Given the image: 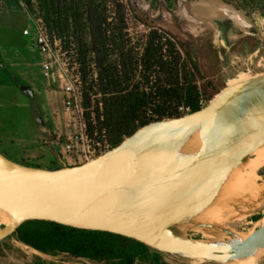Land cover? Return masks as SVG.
Returning <instances> with one entry per match:
<instances>
[{"label": "water", "instance_id": "1", "mask_svg": "<svg viewBox=\"0 0 264 264\" xmlns=\"http://www.w3.org/2000/svg\"><path fill=\"white\" fill-rule=\"evenodd\" d=\"M27 221L192 259L264 257V74L83 165L46 170L0 154V242Z\"/></svg>", "mask_w": 264, "mask_h": 264}, {"label": "rangeland", "instance_id": "2", "mask_svg": "<svg viewBox=\"0 0 264 264\" xmlns=\"http://www.w3.org/2000/svg\"><path fill=\"white\" fill-rule=\"evenodd\" d=\"M95 1L103 4L108 22L116 23L120 14L115 0ZM118 3L123 12L122 35L129 41L126 49L135 47L141 53L148 32L157 29L170 33L181 46V54L191 56L201 75L189 78L201 103L200 109L226 88L264 73V46L262 53L259 52L264 42V0H119ZM18 9L7 13L8 24L4 30L0 29V154L20 165L56 170L62 167L61 149L49 145L48 140L65 137L69 130H74L73 122L78 117L76 113L66 114L63 109L64 93L57 76L59 66L67 69V77L72 82L78 75L80 86L76 87L81 95L85 89L88 93L87 110L82 104L83 120L87 114L91 118L102 113L104 98L96 86L87 29L81 32L86 49L84 82L81 50L72 35L64 40H51L36 13L28 12L30 23ZM26 25L30 39L35 35V27L42 28L48 37L59 64L52 70L53 78H45L41 71V63L48 58L36 51L29 38L21 37ZM141 79L136 74L134 82ZM106 133L110 140L107 130ZM78 165L81 161L75 166ZM144 247H127L116 259L99 261L59 252L41 253L9 236L0 242V264H120L127 253L136 255L134 264H264V257L254 254L219 263Z\"/></svg>", "mask_w": 264, "mask_h": 264}, {"label": "trees", "instance_id": "3", "mask_svg": "<svg viewBox=\"0 0 264 264\" xmlns=\"http://www.w3.org/2000/svg\"><path fill=\"white\" fill-rule=\"evenodd\" d=\"M27 12L36 13L52 40H73L81 50V76L85 82L86 49L81 32L88 31L96 71V86L103 96L104 128L113 147L152 122L179 118L180 107L190 113L200 110L190 77H200L188 53L181 54L175 37L164 30L151 29L141 53L126 49L122 35V5L115 0L116 23L108 22L102 3L95 0H21ZM181 47V46H180ZM136 74L141 82H134ZM91 91L92 88L90 87ZM83 103L89 105L86 89ZM39 168V167H37ZM41 253L59 252L89 260H113L124 249H143V244L125 237L96 231L78 230L46 221H27L11 235ZM135 254H126L120 264H134Z\"/></svg>", "mask_w": 264, "mask_h": 264}, {"label": "built area", "instance_id": "4", "mask_svg": "<svg viewBox=\"0 0 264 264\" xmlns=\"http://www.w3.org/2000/svg\"><path fill=\"white\" fill-rule=\"evenodd\" d=\"M34 31L35 35L33 37V42L36 51L40 55L48 58L41 63L42 74L45 78H53L54 72L52 70L59 64L52 54L51 43L42 31V28L35 27ZM23 35L29 36L30 30H24ZM52 58L54 59L52 60ZM59 70L57 76L61 79V90L64 93L62 101L63 109L66 114L72 112L78 114V117L77 120L73 122L74 130H69L65 137H57L56 141L49 139L48 143L51 146L55 145L60 147L59 162L61 165L71 167L79 164L80 161L81 165H83L101 157L111 150L112 144L107 138L106 129L102 126L104 122L103 107H100L102 112L100 115L90 118L87 114L86 119L83 120V95L80 94L79 88L76 87V85L80 86L79 77L76 75V79L72 82V80L67 77V69H65V67L61 68L59 66ZM199 106H201L200 102ZM84 109L87 110V107L84 106ZM178 112L184 116L189 114L190 109L180 107Z\"/></svg>", "mask_w": 264, "mask_h": 264}, {"label": "crops", "instance_id": "5", "mask_svg": "<svg viewBox=\"0 0 264 264\" xmlns=\"http://www.w3.org/2000/svg\"><path fill=\"white\" fill-rule=\"evenodd\" d=\"M15 9L22 10V12L25 14L27 18L26 21L31 23L29 14L21 0H0V29L4 30L6 28L5 24H8V19L5 16H7L8 12L14 11ZM26 29H29L27 25L24 26V28H22V32H21V37L24 40H28V38L30 37L23 35V31ZM29 42H31L32 44L34 43L33 39H30Z\"/></svg>", "mask_w": 264, "mask_h": 264}, {"label": "bare ground", "instance_id": "6", "mask_svg": "<svg viewBox=\"0 0 264 264\" xmlns=\"http://www.w3.org/2000/svg\"><path fill=\"white\" fill-rule=\"evenodd\" d=\"M263 74H264V73H260V74H258L257 76L247 77V78H245V79L239 81V82L236 83L235 85H237V84H239V83H243V82H246V81H250V80L256 79V78L262 76Z\"/></svg>", "mask_w": 264, "mask_h": 264}]
</instances>
